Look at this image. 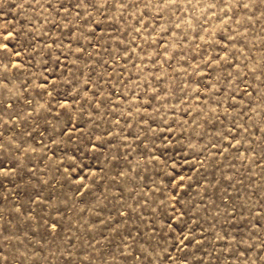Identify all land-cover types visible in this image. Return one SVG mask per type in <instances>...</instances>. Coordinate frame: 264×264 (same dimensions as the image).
<instances>
[{
    "label": "rangeland",
    "instance_id": "rangeland-1",
    "mask_svg": "<svg viewBox=\"0 0 264 264\" xmlns=\"http://www.w3.org/2000/svg\"><path fill=\"white\" fill-rule=\"evenodd\" d=\"M0 264H264V0H0Z\"/></svg>",
    "mask_w": 264,
    "mask_h": 264
}]
</instances>
